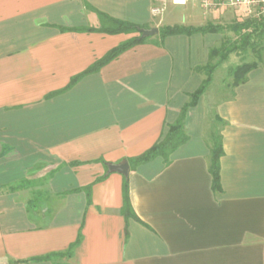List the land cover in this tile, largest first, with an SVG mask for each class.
<instances>
[{
	"label": "crops",
	"instance_id": "1",
	"mask_svg": "<svg viewBox=\"0 0 264 264\" xmlns=\"http://www.w3.org/2000/svg\"><path fill=\"white\" fill-rule=\"evenodd\" d=\"M158 5L0 0V264H264L263 66L237 86L214 88L216 69L185 115L189 139L171 162L130 166L137 218L122 214L125 176L112 172L94 183L110 164L143 155L178 121L224 34L157 35L94 71L139 34L90 29L113 20L159 29L206 25L181 23L178 7L183 18L221 25L238 13L166 0L159 17L152 14ZM216 139L219 191L210 172ZM80 232L70 257L55 255Z\"/></svg>",
	"mask_w": 264,
	"mask_h": 264
},
{
	"label": "trees",
	"instance_id": "2",
	"mask_svg": "<svg viewBox=\"0 0 264 264\" xmlns=\"http://www.w3.org/2000/svg\"><path fill=\"white\" fill-rule=\"evenodd\" d=\"M111 22V27L103 29H90V31L95 30V32H102L110 35L121 33H138L139 35L128 39L127 41L121 43L119 46L109 51L102 59L98 60L95 63L94 71L112 62L124 52L134 48L137 45L146 44L150 40V38L140 37V29L143 28L142 26L115 20ZM225 30H230L231 32H233L236 36H238L239 41L233 42L231 40L226 39L222 42L219 48H215L211 51L210 63L204 68L207 76L204 83L194 94L191 95V100L183 108L178 121L175 124L168 126L167 131L162 135L159 141L143 155L129 160L132 169H135L140 165L149 163L159 157L163 158L166 164H169L171 162V156L173 155V153L178 150L181 146L186 144L189 139L184 127L185 115L188 109L194 107L198 103L200 97L206 92L207 88L212 82L213 73L216 71V69H218L223 63H225L229 59L231 54L246 53L249 49L255 48L254 45L256 41H259L264 38V16L259 19H246L242 22H236L228 26L208 23L207 25L201 27L164 26L159 29L160 41H163L165 38L174 35L191 36L194 34L221 33ZM217 58H219V60L214 62ZM259 66L260 65L258 62H244L236 66L235 68L230 69L228 74L230 75V77H233V85L237 86L243 83L246 80L247 75ZM78 79L79 77L74 78L70 86L73 85ZM222 154V145L220 141L216 139L214 140V146L212 149L210 160V172L213 177V187L216 191H219L221 188L220 158ZM107 177L108 174L103 177L97 178L94 183L103 181ZM92 187L93 185H90L84 189L88 195L89 203H91ZM123 196L124 205L122 208V214L127 219L131 217L137 218L130 202L129 181L127 177L124 179ZM82 238L83 236L80 232L77 241L70 246L67 252H65L64 254L55 255L70 257L72 255L73 250L82 242ZM50 257L52 256H47V258Z\"/></svg>",
	"mask_w": 264,
	"mask_h": 264
},
{
	"label": "rangeland",
	"instance_id": "3",
	"mask_svg": "<svg viewBox=\"0 0 264 264\" xmlns=\"http://www.w3.org/2000/svg\"><path fill=\"white\" fill-rule=\"evenodd\" d=\"M223 7L229 8L227 6H223ZM229 9H232V8H229ZM178 10H179V13L182 15V18H180L179 21H181V23H183L185 25H190L192 23H206V25H207L209 23L208 19L203 20V18L201 19L202 22H193L191 17L190 18H188V17L183 18V16L185 17L187 14L184 11L185 7H178ZM233 10H235V9H233ZM235 11H238V13L233 11L234 15L232 17L228 18L227 20H225L222 25L228 26V25L234 24L236 22H242L243 20L250 19V17L248 15H246L244 11H241V10H235ZM197 13H199V12H197ZM159 17H157L156 19H158ZM185 19H187V21ZM189 19H191V20H189ZM222 33L224 34V40L228 39V40H231L233 42L239 41L238 36H236L230 30H225ZM150 38H152V37H150ZM254 47L255 48L249 49L246 53H233V54H231L232 57L229 59V61H227L223 66L221 65V67L216 71L215 76H214V78H215L214 88L220 87L221 83L223 81H227V82L232 83L233 77H230V75L228 74V71L230 69H233L236 66L244 63V62H258L260 66L264 67V38L259 40V41H256ZM218 60H219V58H217L214 62H216Z\"/></svg>",
	"mask_w": 264,
	"mask_h": 264
},
{
	"label": "built area",
	"instance_id": "4",
	"mask_svg": "<svg viewBox=\"0 0 264 264\" xmlns=\"http://www.w3.org/2000/svg\"><path fill=\"white\" fill-rule=\"evenodd\" d=\"M166 0H159L160 5L152 8L154 16L163 14V4ZM205 7L227 6L235 10L244 11L250 18L259 19L264 16V0H202Z\"/></svg>",
	"mask_w": 264,
	"mask_h": 264
},
{
	"label": "water",
	"instance_id": "5",
	"mask_svg": "<svg viewBox=\"0 0 264 264\" xmlns=\"http://www.w3.org/2000/svg\"><path fill=\"white\" fill-rule=\"evenodd\" d=\"M159 35V28H142L140 29V37L141 38H150ZM112 172H117L122 174L125 177H128L130 174V164L128 162L120 163V164H110L108 166L107 174Z\"/></svg>",
	"mask_w": 264,
	"mask_h": 264
},
{
	"label": "bare ground",
	"instance_id": "6",
	"mask_svg": "<svg viewBox=\"0 0 264 264\" xmlns=\"http://www.w3.org/2000/svg\"><path fill=\"white\" fill-rule=\"evenodd\" d=\"M179 1H181V0H179Z\"/></svg>",
	"mask_w": 264,
	"mask_h": 264
}]
</instances>
